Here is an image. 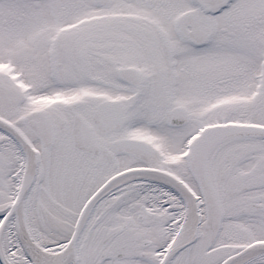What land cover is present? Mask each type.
I'll use <instances>...</instances> for the list:
<instances>
[{"label":"flooded vegetation","instance_id":"af4514ba","mask_svg":"<svg viewBox=\"0 0 264 264\" xmlns=\"http://www.w3.org/2000/svg\"><path fill=\"white\" fill-rule=\"evenodd\" d=\"M102 1L98 0V6L88 5L82 0L80 3L91 17L98 18L99 27L106 33L102 43L111 37L104 28L113 29L112 53L115 50V57L110 63V75L103 77L102 72L89 73V65H93L89 62V38L82 34L70 49L71 54L78 49L75 58H80L85 65V73L81 74V90L86 98L81 112L97 130L92 114L98 105L107 100L117 106L124 122L126 116L131 122L128 126L123 124L104 134L95 131L97 143L105 149L94 157L73 149L72 115L64 110L55 114V145H59V151L49 162L48 188L37 196L36 201L42 215L48 216L49 209H57L70 220L65 223L68 229L64 235L72 227L74 213L71 212V205L74 194L76 205L78 200L83 199V194L87 196L99 190L111 178L137 168L162 169L184 178L187 171L184 163L185 145L195 135L200 136L198 130L202 131L221 120L246 126H264V84L259 87L256 85V71L262 52L256 51L252 58H248L250 66H241L232 59L233 53L238 51V43H234L233 39L242 33L251 36L253 31H260L258 42L263 50L264 10L245 14L240 21L235 20L221 31L218 38L226 48V56H218L215 45L205 53L200 48L190 47L185 53L180 46L182 41H176L174 57L168 59L162 50V34H157L160 43L152 31V8L157 3L140 0L141 6H148L151 19L143 17L137 20L134 7L138 0H116L109 9L103 7ZM155 1L161 2L159 7L169 4L162 0ZM192 14L204 23L205 19L200 16L199 10H194ZM205 27L209 38L213 40V28L208 24ZM241 41L246 43L243 38ZM97 52L103 55L99 46ZM63 54L67 55L62 51L60 55ZM175 54L178 56L175 57ZM97 63L104 68L103 60H95L94 65ZM134 66L140 69L137 84H131L118 76L120 67ZM254 78L256 80L252 88ZM96 95H101L103 100L94 98ZM175 108L187 110V116L183 117L186 122L180 127L168 124V112ZM0 110L3 111L4 106ZM137 130H144L146 137H151L161 146L160 153H154L146 164L130 155L112 151L115 141L142 139ZM208 172L225 210L226 231L223 239L232 241L235 238L238 242L240 230L244 233L243 226H251L264 234V140L242 137L224 141L209 155ZM167 184V181L161 183L157 179L144 180L139 185L130 183L108 191L98 205L97 217L86 224L83 238L85 242L103 243L96 253L97 263L109 264L112 257L119 255L123 256L127 264L133 261L158 263L159 245L154 249L151 245L153 241L162 242L164 239L168 219L150 217L148 220L140 211L144 210L145 203L161 198L162 206L176 212L178 202L172 193H165ZM171 188L175 189L174 186ZM148 191L150 196H144L143 193ZM120 209L128 210L127 219L117 220ZM134 221L146 225L137 228ZM144 232L149 236L145 248L135 249L137 236ZM205 242L206 236L201 233L197 247L184 251L177 264H221L230 254L226 244L224 247L217 244L212 249L213 246H207ZM87 256L81 254V264L83 257ZM89 258L91 262V256Z\"/></svg>","mask_w":264,"mask_h":264},{"label":"rangeland","instance_id":"374dc122","mask_svg":"<svg viewBox=\"0 0 264 264\" xmlns=\"http://www.w3.org/2000/svg\"><path fill=\"white\" fill-rule=\"evenodd\" d=\"M14 1H16V0H14ZM10 4H11V6H5L4 5V7H8V8H11V7H13L12 8V10L14 11H16L17 9H16V3H14V2H10ZM3 8V7H2ZM4 9V11L5 10H7V9ZM30 8H31V10L33 11V10H35V6L34 5H30ZM1 9V8H0ZM34 12V11H33ZM33 16V15H32ZM32 16H27V17H25V18H23V21H24V23H22L21 21H20V24L18 25V26H16L15 28H17V31L20 29V27L24 24L25 26L26 25H30V24H28V23H30L31 21H32ZM12 18V15L9 13V19H11ZM15 20H17V18L15 19ZM14 26V25H13ZM29 30V32L31 31V29H28ZM31 36H33V34H24L23 35V37L21 38V39H23V40H21V41H19V42H15V43H11V42H8V43H4L3 42V44L0 42V60H6V59H12V60H15V61H26L27 63H30V62H33V63H36V52H35V50H36V46L34 45V43H32V42H28L26 39H24V38H30ZM21 50V52H19ZM233 56V60H235V62L236 63H238L239 65H241V66H243V65H248V66H250L251 65V62H250V60H248V58H252V57H250V56H243V55H241V54H235V56L234 55H232ZM254 59V58H253ZM251 60L252 62L254 61V60ZM257 60V59H256ZM24 66H26L25 64H24ZM249 68V67H248ZM250 70V69H249ZM27 76H28V78L31 80V82L36 86V72H30V71H28V74H27ZM26 76V77H27ZM19 111H21L22 112V114L24 113V114H26L27 113V110H26V108H21V109H19ZM5 155V154H4ZM5 159H4V161H6V166H8V169L9 168H11V166L15 163V160L11 157V155L8 153V155H5ZM3 161V160H2ZM5 181V180H4ZM4 190H7V188L6 187H4L3 186V184H2V188H0V192L1 191H3L2 193H1V198H0V208H3V206H4V204H3V202L4 201H7V198H8V194L9 193H5V191ZM12 192H10V194H11ZM77 199H74L73 200V202L74 201H76ZM34 203L33 204V206H31V205H28L27 206V208H25V211H27L28 212V216L29 217H31L30 219H32V220H34L35 218H36V193H35V195L33 196V198H30V200H29V203L31 204V203ZM76 213H77V211H76ZM75 213V214H76ZM116 218H117V220H119V216L117 217L116 216ZM121 219V218H120ZM55 221V227H56V229L55 230H51V229H49V227L48 226H46V227H43L42 229L45 231V233L49 236V237H51V238H53V239H58V238H64V239H66L67 238V236L66 235H64V234H66L67 233V230H66V225H65V223H67V222H69L70 220L69 219H67V220H65V222H60L59 220H54ZM36 222V221H35ZM41 224H42V221L40 220L39 221ZM34 226H36V223H32ZM140 228H142V227H140ZM138 231H139V229H138ZM17 236V235H16ZM137 238H138V240H139V242H141V243H143L144 241H146V240H148L149 239V236L147 235V232H144V233H142V234H139L138 236H137ZM47 241L45 242L46 243V245L47 246H50V245H56V244H59V242H55V241H53V240H51V239H49L48 237L47 238H45ZM15 242V239L13 238V243ZM154 245L153 246H151L152 247V249H154L156 246H158V245H160V247H159V249L158 250H161V247L162 246H164V243H163V241L162 242H159V240H157V241H153L152 242ZM90 246V248H93V246H92V244L91 245H89ZM18 252L21 254V250L19 249L18 250ZM88 253H96V251L95 252H93V250H90ZM18 255V256H13L12 257V259L14 260V262H15V260L16 259H23V261H24V263H28V264H30L28 261V259H30L29 258V256L28 255H23V254H21V255ZM95 257V255H91V258H94ZM32 261V260H31ZM20 262V261H19ZM18 262V263H19ZM19 264H21V263H19ZM132 264H142V263H139V262H136V261H133L132 262Z\"/></svg>","mask_w":264,"mask_h":264},{"label":"bare ground","instance_id":"6f19581e","mask_svg":"<svg viewBox=\"0 0 264 264\" xmlns=\"http://www.w3.org/2000/svg\"><path fill=\"white\" fill-rule=\"evenodd\" d=\"M18 171V165L16 164L15 166H14V173H16ZM135 179V181L136 182H139V179H136V178H134ZM180 191L179 190H176V189H173V188H167V190L165 191V193H168V194H171L172 193V195L174 194L175 195V198H176V200H178L179 199V193ZM146 196H150L149 195V192H146ZM156 201H158V203L157 204H155L154 202H152L150 205H148V207H150V209H152V207L154 208V209H152V210H157V211H159L161 214H163V215H166V210L164 209V208H161L160 207V203H159V200L157 199ZM22 208V207H21ZM19 214H20V220H23L24 218H25V216H24V212H23V210L21 209L20 210V212H19ZM174 237H173V235H172V233H170V235L168 236V240H167V243H166V246H165V250L170 246V244H171V242H172V239H173ZM40 242H41V240H40ZM29 263L30 264H35V261H30L29 260ZM240 262H236V263H234V264H239Z\"/></svg>","mask_w":264,"mask_h":264}]
</instances>
